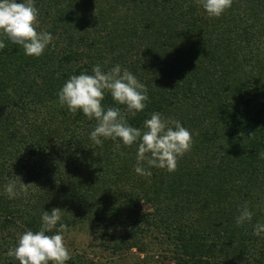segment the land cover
Instances as JSON below:
<instances>
[{"label":"trees","instance_id":"1","mask_svg":"<svg viewBox=\"0 0 264 264\" xmlns=\"http://www.w3.org/2000/svg\"><path fill=\"white\" fill-rule=\"evenodd\" d=\"M34 6L37 31L52 43L39 57L7 40L0 49V256L55 207L57 228L89 225L115 254L142 250L155 229L171 245V264H264V233L253 235L264 224V0H233L219 17L196 0ZM97 64L120 65L146 86V107L126 116L130 126L142 129L159 112L190 131L175 172L137 174V144L96 145L95 119L58 103L64 83ZM102 104L124 112L107 92ZM13 181L27 195L10 199L4 187ZM245 204L253 217L238 226Z\"/></svg>","mask_w":264,"mask_h":264},{"label":"clouds","instance_id":"2","mask_svg":"<svg viewBox=\"0 0 264 264\" xmlns=\"http://www.w3.org/2000/svg\"><path fill=\"white\" fill-rule=\"evenodd\" d=\"M209 17H219L229 9L233 0H196ZM38 9L34 0H0V49L5 47L4 41L22 47L26 56L39 57L46 47L52 43L53 37L46 31H37ZM91 75L79 74L71 76L58 92V103L66 106L68 111H82L84 116L95 119L96 125L90 132V139L101 145L102 139H119L124 146L138 145L136 166L134 171L142 176H150L148 168L155 167L175 172L178 159L191 150L192 135L178 120L164 118L161 113L153 112L143 122V128L132 127L126 116H135L144 110L147 95L146 86L139 82L135 75L127 69L116 65L107 72L102 71L99 64L92 68ZM109 93L119 107H107L102 104L105 93ZM147 165V167H145ZM5 194L11 199L23 193L27 195V185L21 183L19 192L15 182L4 187ZM62 210L52 208L44 211L38 231L28 230L18 237L16 245L8 250L7 256L14 258L19 264H65L71 256L65 245L63 233L67 225L61 221ZM253 213L247 204L239 209L236 224L251 222ZM55 234L52 233L53 230ZM264 233V224L257 223L253 235Z\"/></svg>","mask_w":264,"mask_h":264},{"label":"rangeland","instance_id":"3","mask_svg":"<svg viewBox=\"0 0 264 264\" xmlns=\"http://www.w3.org/2000/svg\"><path fill=\"white\" fill-rule=\"evenodd\" d=\"M63 235L70 259L74 260L75 264H171L168 260L171 245H168L167 239L159 230L150 229L141 238L142 250L130 248L119 254L104 249L89 225L71 227ZM9 249L10 247H7L0 257L7 256Z\"/></svg>","mask_w":264,"mask_h":264},{"label":"water","instance_id":"4","mask_svg":"<svg viewBox=\"0 0 264 264\" xmlns=\"http://www.w3.org/2000/svg\"><path fill=\"white\" fill-rule=\"evenodd\" d=\"M10 264H18V263H16V262H13V263H10Z\"/></svg>","mask_w":264,"mask_h":264}]
</instances>
